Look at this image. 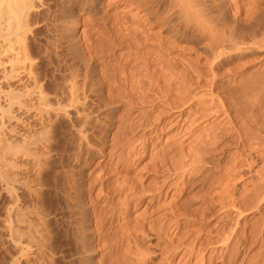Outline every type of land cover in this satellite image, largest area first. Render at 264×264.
I'll use <instances>...</instances> for the list:
<instances>
[{
    "label": "rangeland",
    "instance_id": "374dc122",
    "mask_svg": "<svg viewBox=\"0 0 264 264\" xmlns=\"http://www.w3.org/2000/svg\"><path fill=\"white\" fill-rule=\"evenodd\" d=\"M30 1L35 4L29 18L30 58L40 74L39 88L34 83L1 86L21 94L26 88L31 93L41 90L52 108L20 97L22 109L18 111L15 105L10 111L21 119H0V264H264V250L259 245L264 237V201L257 205L253 199L244 200L250 210L240 214L242 217L239 207L228 202L234 183L238 185L235 198L246 192V199L261 185L264 145L258 151V139L264 134L250 130L259 138L254 140L256 144L252 142L255 165L242 178L246 184L240 175L230 185L228 179L222 180L207 195V204L201 198L206 195L205 184L197 182L199 168L192 173V168L203 165L196 153L206 147L203 139L218 126L228 125L225 114L210 112L213 100L225 99L223 92L210 87L211 82L243 87L258 67L229 74L227 68L243 61L236 58L225 63V59L212 72L203 40L190 30H186L191 38L185 50L180 44L172 50L162 48L160 43L166 39L162 26L153 23L146 28L143 20L147 17L139 3ZM194 1L193 14L203 10L204 17L211 18V25L221 31L233 28L240 32L243 26L237 20L247 13L259 15L247 27L249 31L256 34L264 28V0ZM169 3L171 0H158V12H165ZM180 21L177 25L184 32L181 25L186 21ZM158 45L161 52L157 54ZM169 66L175 69L170 67V71ZM75 84L80 96L72 104L69 86ZM178 86L190 101L184 108L180 104L183 109L173 105L171 111L161 89L176 90ZM7 104L4 106L9 108ZM233 146L229 156L237 157L241 149ZM180 161L190 169L186 175L182 170L173 173ZM224 170L219 169L217 177ZM167 178L169 184L163 186ZM191 178L195 182L187 184ZM137 183L141 192L145 189L142 195L137 193ZM128 187L134 189L133 199L127 194L131 201L126 195ZM121 188L124 193L118 191ZM135 196L143 200L137 201ZM96 216L104 220V227Z\"/></svg>",
    "mask_w": 264,
    "mask_h": 264
},
{
    "label": "bare ground",
    "instance_id": "6f19581e",
    "mask_svg": "<svg viewBox=\"0 0 264 264\" xmlns=\"http://www.w3.org/2000/svg\"><path fill=\"white\" fill-rule=\"evenodd\" d=\"M5 1H7V0H0V119H6V117L8 119H21V117L18 118L16 115H12L10 110H13V108L15 107V105L18 106V111L22 109V106H23L22 104H24V103L21 102L22 101L21 100L22 97L24 99H25V97H27L28 100H32L33 102L34 101H38V103L41 102V105H44L46 107H50L51 105L49 103V100L46 98V96L43 95L44 92H41V90H40V92L33 91L34 93H31V90L28 92L27 91V88H26L23 91L24 93L21 94V93H18L19 91H16L15 88H12L10 86H9L8 90H3L2 89L1 83H8V84L15 83V84H17V86H19V87L21 86L22 87V85L24 86V84H25V86L27 84H29V85L32 84L33 85V83L36 85L37 83L39 84L38 81H40L39 80L40 74L37 73V71H36V69L34 67V64H32V59L30 58L31 57V52H33V47L31 46V44L29 42V33L31 31L30 30V21H29L30 19L29 18L31 17L30 16L31 15V11H33V6L35 4L32 3V1H30V0H16V1L15 0H11L12 3L11 2H7L8 5H6ZM13 1H15V2H13ZM126 1H129L133 5L136 4V3H139L141 5L142 10L145 13L144 15L147 17L145 20H143V23H144V25H145L146 28L147 27H151L153 25V23H158V24H160L162 26L161 29H163L164 30V33L166 34V36H165V38H166L165 40L166 41L163 39L162 42L161 41H159V42H161L160 43L161 44V47L163 46L162 48H164V49H167L168 48V50H172L173 47L177 46V44H180L181 46L185 45V46L182 47V49L185 50V48L187 46V42H188L187 40H189L191 38L190 36H192V35H190L189 36L190 38L189 39L187 38L188 36L186 35V32L188 30H190L189 31L190 33L197 32V34L199 35V37H201V39L203 40V44H204L203 46L205 48V50H204V48H203V50H204V52H206V54H208L207 56H205V57H207L205 59L209 63H211V71L212 72H214L217 68L221 67V65H223V62L224 61L227 60L225 62V63H227L228 61H231V59L233 61L236 58L237 59H240V61H243V62H241L242 64H240V63L238 64L237 63L235 65V67L227 68V71L229 72V74L231 72H233V73L236 72V71L238 72L239 70H241V71H243V70L244 71H247V70L253 69L255 67H258L256 69V74L255 75L253 74V77H252L253 79L251 80V82H249L246 85L245 84L242 85L243 87H241V86L234 87L232 85L230 87L229 85L227 86L225 84H219V86H216L217 84H215V82H211L210 87H213L214 86V88L216 87V90L223 92L225 94V99L223 97V99L222 100L220 99L219 101H218V99H216L217 101L216 100L215 101L213 100L212 101V106H211L213 112L212 111H210V112L211 113L216 112L217 115L220 112H221L220 113L221 115L222 114H225L224 116L227 118L226 120H228L227 121V124L229 125V127L227 128L228 125H226V123H224V127H222L223 125L222 126L220 125V126H218L217 129L212 130V133L209 132L208 133L209 135H207L208 137L205 138L206 140L203 139V141H202L206 145V147H202L200 149L198 148V150L196 152L200 157H198L197 154L193 156V157L196 156V157L200 158V160H198V163L199 164H203L202 166H198V167H196L194 169L192 168V170H193L192 173H195L196 174V171L199 168V170L197 171V173H200V172L201 173L199 174L200 177L197 179V182L202 181V183L205 184V186H204L200 182L204 186V190L206 191L205 192L206 195H202L201 198L204 199V200H206V202L208 204V201H207V198L208 197H207V195H209L211 193V191L213 190V188H215L214 186L215 185H218L219 182H220L219 184H221L223 182L222 180L228 179L229 181L228 180H226V181H228L229 182V185H230V182L236 181L235 180L236 179V176L239 177V175H240L239 178L242 180V178H244L247 174L249 176V174L252 173L251 170L253 169V165H255L254 164L255 161L253 162V158H252L253 155H251V152H253V150H254L252 148V142H254V140H257V138H259V136L257 135L258 136L257 137L256 135L251 134V133H254V132H251L250 133V130H252V131L255 130V131L258 132V134H261V133L264 134V28L261 31L259 30L260 31V32L258 31L259 33H257L255 31L256 34H254V31L251 32V31H249L247 29V27H249L251 23H254L256 20H258L259 15L256 14V13L254 15L253 14L251 15V13L248 14L246 12L247 14H244L243 16H240V19L237 20V21H238V24H240L239 26H241V27L243 26L244 28L243 27L242 28L245 29V30H243L241 28L242 32H241L240 29H239L240 32H236V30H234L232 27H231L232 29H229V30L226 29V30H222L221 31V30L217 29L215 26H212L213 24L211 25V21H208L211 18L208 19V18H206L207 16L204 17L206 14L203 15V12H204L203 10H202L203 12L202 11H198V12H195L194 11L195 14H193V11H192L193 5H191L192 4L191 3V0H171V4L169 3V7H167L168 9H166V7H165L166 11L164 10L165 12H163L161 14H160V12H161L160 9H159V12H158V8H157L158 0H126ZM193 2H195V1L193 0ZM3 3H4V6H2ZM9 3H10V5H9ZM197 3H199V2H197ZM16 13H17V15H16ZM176 14H177V16L179 14V16H181L182 18H185V19L182 20L181 17H179L181 19V21H182L181 22L178 17L177 18L175 17ZM175 18H176V21H173V19H175ZM262 20H263V18H262ZM137 21H139V20H137ZM179 21H180V23H183L184 21H186L185 23H183L184 26H183V24L182 25L180 24L182 27L185 28V30H184L185 33L182 32V29H180L179 25H177L178 24L177 22H179ZM212 22H213V20H212ZM258 22L260 23V21H258ZM154 26H156V25H154ZM135 29L133 28V30H135ZM250 29H251V27H250ZM259 29H261V28H259ZM238 33H240V34H238ZM159 35H161V34H159ZM162 43H164V44L162 45ZM146 46H147V44H146ZM149 46L150 45H148L147 47L149 48ZM159 46L160 45L157 46L158 49L156 48V53L159 50ZM151 47L153 48L152 45L150 46V48ZM154 47H156V45ZM159 51L161 52V50H159ZM150 53H152V52H150ZM5 59H7V60L5 61ZM169 65H171V64H169ZM170 67L171 66H169L167 68L170 69ZM174 67L175 66H172L171 69L172 68L175 69ZM179 67H181V66H179ZM171 69H170V71H171ZM173 69H172V71H173ZM226 75H228V74H226ZM38 84L36 86L34 85L35 87L34 86L33 87L36 88L38 86ZM29 85H27V86H29ZM69 87H70V89H69V93L68 94L70 95V102L72 104H76L79 101V96L80 95L79 96L77 95V93H79V90L77 91L76 84L75 85H71ZM38 88H39V86H38ZM176 90H178V91H176ZM176 90L175 89L173 90V89H170V88H168V90H164L163 88L161 89V92L164 94V97H165L164 98L165 99L164 103H165V105H167L169 107V109L171 111H172V108L175 107L173 105H175V104H176V106L179 105V109H183L184 107H186L184 104H187L188 100L190 101L189 97L186 96L185 90H182L181 87H179ZM161 92H159V93H161ZM19 94H21L22 96L19 95ZM16 100H19L20 103L19 104H16L17 103ZM180 101L182 103H179ZM176 102H178L179 104L176 103ZM4 103H8L7 106L9 108L5 107L6 105L4 106ZM180 104H181V106L183 105L184 107L183 106H182L183 108L180 107ZM187 106L189 107V105H187ZM24 107H25V105H24ZM51 108H52V106H51ZM166 109H168V108H166ZM185 110H183V111L180 110V112L183 114V113H185ZM207 112H209V111H207ZM181 113H180V115H181ZM10 114H11V116H9ZM44 114H45V112H44ZM17 115H19V114H17ZM170 115L171 114H169V116ZM167 116H168V114H167ZM9 117H11V118H9ZM168 121H169V119H168ZM87 123H86V126H87ZM204 140H205V142H204ZM258 141H259L258 142V145H259L258 146L259 147V150L258 151H260V150H262V149H260L261 146L264 145V136L262 138L260 137V139H258ZM202 142H201V146L204 145ZM254 144H256V143L254 142ZM233 145L238 146V148L241 149L239 151V153H241V154L238 155L237 157H235V156L232 157L233 156L232 155L231 156L232 158H231L229 156L230 155L229 152H230V149H231V147ZM199 146H200V144H199ZM255 149L257 150L258 148L255 147ZM261 154H263V153H261ZM259 156H260V154H259ZM261 157H262V155H261ZM186 160L187 159H185V161ZM195 160H196V158H195ZM185 161H184V163H185ZM196 161H195V164L197 165ZM193 162H194V160H193ZM227 162L229 164L228 167H227ZM173 163H171V164H173ZM181 164H182V162H181ZM181 164L179 163L180 167L176 166L177 164L174 165L177 168L174 167V166H172V167H174L173 170H175V168H176V170L173 172L175 175H178V171L179 170H182L185 173L184 175H186V172H188L190 170L189 168H188L189 170L186 169V165H183V164L181 165ZM162 165H160V166H162ZM244 166L247 167V169H244L243 170L242 167H244ZM191 167H193V165ZM223 168H225V170L228 172V174L224 170L225 173H222L220 175V177H217V173L218 172L221 173V171H219V169L222 170ZM254 168H255V166H254ZM245 170H247V171H245ZM245 172H247V173H245ZM181 173H179V174H181ZM262 173H263V171H262ZM255 174H257V173H255ZM189 175H191V174H189ZM262 175L264 176V174H262ZM180 176H182L180 178H183V174L180 175ZM250 178L252 180V177H250ZM168 179L169 178H167L166 181L162 184L163 186H164V184H167V185L169 184L168 183ZM178 179L179 178H177V180ZM243 180H244V182H243V185H244L247 182H246L245 179H243ZM257 181H259V180H257ZM194 182H195V178L194 179L191 178V179L188 180L187 184H193ZM228 182H227V185H228ZM239 183H241V182L239 181ZM137 185H138V183H137ZM237 186H238L237 184H235V183L233 184V186L231 187L232 189H230L231 190L230 199H229V201L228 200L227 201L230 202V203H232V206H234V207L238 206L239 207V208H237V209L241 210L239 212V215L240 214L242 215V214H244V212H247V211L250 210L249 209L250 204L248 206H246L247 203L245 204L244 203V200H248L249 199L247 201L249 203V201L253 199L252 202L254 201V204L256 202L257 205H259L257 203V201H261V202L264 201V178L262 179V183L259 186L260 189L257 186L256 188H258L259 190L258 189L253 190L254 192H256V193H254L255 195L254 194L253 195H250L249 194L250 196L248 195L247 199H246V196L247 195L245 196L246 192H245V194H242V195H240L238 193L240 196L238 198H235V194L234 193L236 191H238L237 190ZM132 187L135 188L134 186H132ZM122 188L118 190V191L121 190L120 193L123 192ZM103 189H104V187H103ZM126 189H127V192L130 191V193H126L125 192L126 195L127 194H129V196L130 195H133L132 197L130 196L133 199V197H134V189H132V188L130 189L129 187L126 188ZM140 189H142V187L139 188V192L136 191L138 193V195L139 194L142 195L141 193L143 192V190H145V189H143L142 192H141ZM224 189H226V188H224ZM135 190H136V188H135ZM242 190L243 189H241V191ZM248 190H249V188H248ZM256 190H258V191H256ZM114 191L117 192L116 189ZM148 191L151 192L152 190L151 189H149V190L147 189L146 192H148ZM250 191L252 192V190H250ZM146 192H144V193L146 194ZM224 192L225 191L223 190V194H224ZM137 193H135V194L137 195ZM153 194H155V193H153ZM224 195H225L226 198L228 197V196H226V194H224ZM129 196L127 195V198L128 199L130 198ZM244 196H245V198H244ZM135 197H136L135 199H137V201H142L143 200V199L140 200L139 199L140 198L139 196H135ZM225 197H223V198H225ZM104 198H106V197H104ZM127 198H126V200H127ZM131 198H130V201H131ZM124 200H125V197H124ZM124 200L122 202H124ZM130 201L128 200L127 202L130 203ZM134 201H136V200H134ZM125 203H126V201H125ZM210 205L207 206V208H208L209 211H211L212 210V207H214L212 205H211L212 206L211 207ZM257 205H255V206H257ZM126 206L128 208V204L127 205L125 204V207L124 206L123 207L126 208ZM252 207H253V205H251V209H252ZM102 210H103V208H102ZM118 210H120V209H118ZM208 210H207V212H208ZM120 211H123V210H120ZM246 217H247V215H246ZM99 218H100V216L97 217V223H100V225H102L104 227L105 226V224L103 223L104 220H100ZM135 232H138V231H135ZM235 233H236V231H235ZM231 235H233V234H231ZM234 237H235V235H234ZM237 237H239V236H237ZM241 237L243 238V236H241ZM230 240H231V237H230ZM228 241H229V239H228ZM251 241H252V239H251ZM246 242H248V241H246ZM249 242H250V240H249ZM259 243H260L259 245H261V248H263V250H264V237H262V240ZM130 244H131V242H130ZM245 245H247V244H245ZM236 248L238 249V247H236ZM140 253H142V252H140ZM237 253L238 252H236L235 254L237 255ZM261 253H263V252H261ZM137 254H139V253H137ZM139 256H140V254H139ZM137 258L139 259V257H137ZM233 258H235V257H233ZM254 258H256V257H254ZM247 261H248V259H247ZM250 262H251V260H250ZM254 264H256V263H254Z\"/></svg>",
    "mask_w": 264,
    "mask_h": 264
}]
</instances>
